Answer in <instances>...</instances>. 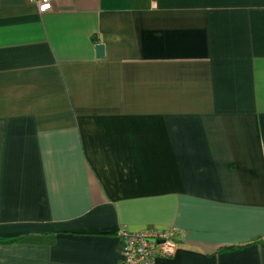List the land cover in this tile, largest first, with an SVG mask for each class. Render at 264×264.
<instances>
[{"label":"crops","instance_id":"crops-1","mask_svg":"<svg viewBox=\"0 0 264 264\" xmlns=\"http://www.w3.org/2000/svg\"><path fill=\"white\" fill-rule=\"evenodd\" d=\"M149 228L157 264H264V0H0V264Z\"/></svg>","mask_w":264,"mask_h":264},{"label":"built area","instance_id":"built-area-1","mask_svg":"<svg viewBox=\"0 0 264 264\" xmlns=\"http://www.w3.org/2000/svg\"><path fill=\"white\" fill-rule=\"evenodd\" d=\"M27 1L44 13L53 8L56 0ZM118 235L124 264H157L159 258L173 257L180 248L174 229L165 231L149 228L135 232L121 229Z\"/></svg>","mask_w":264,"mask_h":264},{"label":"trees","instance_id":"trees-1","mask_svg":"<svg viewBox=\"0 0 264 264\" xmlns=\"http://www.w3.org/2000/svg\"><path fill=\"white\" fill-rule=\"evenodd\" d=\"M24 239V236H9V237H4L0 240V242L2 244H8V243H18L21 240ZM255 243H260V242H264V240H256L254 241ZM248 244L251 243H243V244H238V245H234V246H230V247H224V248H220L219 251H224V250H232V249H236V248H240V247H244Z\"/></svg>","mask_w":264,"mask_h":264},{"label":"water","instance_id":"water-1","mask_svg":"<svg viewBox=\"0 0 264 264\" xmlns=\"http://www.w3.org/2000/svg\"><path fill=\"white\" fill-rule=\"evenodd\" d=\"M105 45L103 43H99L96 46V53L98 56H103L105 54Z\"/></svg>","mask_w":264,"mask_h":264}]
</instances>
